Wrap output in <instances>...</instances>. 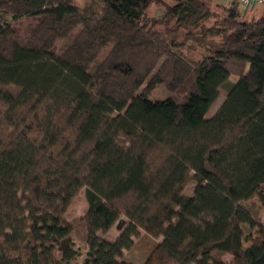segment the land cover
Segmentation results:
<instances>
[{
  "label": "trees",
  "instance_id": "obj_1",
  "mask_svg": "<svg viewBox=\"0 0 264 264\" xmlns=\"http://www.w3.org/2000/svg\"><path fill=\"white\" fill-rule=\"evenodd\" d=\"M99 2L0 0V264L80 257L66 214L82 190L81 264H134L141 239L142 264H264L247 206L264 207V13Z\"/></svg>",
  "mask_w": 264,
  "mask_h": 264
},
{
  "label": "rangeland",
  "instance_id": "obj_2",
  "mask_svg": "<svg viewBox=\"0 0 264 264\" xmlns=\"http://www.w3.org/2000/svg\"><path fill=\"white\" fill-rule=\"evenodd\" d=\"M78 6H80L83 10V13L85 16L90 15L94 10H96L100 6L99 0H73ZM168 4H173L174 0H165ZM244 7L242 6V9ZM261 13H264V10H261ZM162 7L157 4L153 5L149 13L152 16H161L163 14ZM258 14V15H259ZM229 88V84H225L221 88V93L217 101L213 104L211 107L209 113L207 114V117H212L220 108V106L223 104L225 98H226V92ZM171 93H169L164 86L160 85L158 86L155 90H153L152 93H150L148 96L151 100H164L167 99ZM194 184H190L187 189H186V194L187 195H192L194 191ZM247 206L251 208L252 212L256 216L258 220H261L264 223V207L261 205L259 199L257 197H254L253 199L249 200L247 202ZM88 209V202L85 196L84 191L82 190L81 193L75 198L73 203L71 204L69 210L67 211V219L76 224V230L72 234V239L76 243V248L80 249L81 251V256L75 259L71 264H81L83 262V258L86 256L87 253V247L84 242V226L82 224V217L84 216L85 212ZM245 232H246V237L247 239L249 238L250 235H253L251 233L250 229L248 226L244 227ZM109 238L114 239L119 235V232L116 228H113L109 233ZM250 241L246 240L244 247H249ZM146 245L144 246V240L141 239L139 242V246L132 249L131 251H127L126 255V260L134 263V264H142L143 261L145 260L148 251H149V244H147V250L145 249ZM219 257H222L227 262L233 261V258L230 255L223 254L219 255Z\"/></svg>",
  "mask_w": 264,
  "mask_h": 264
},
{
  "label": "crops",
  "instance_id": "obj_3",
  "mask_svg": "<svg viewBox=\"0 0 264 264\" xmlns=\"http://www.w3.org/2000/svg\"><path fill=\"white\" fill-rule=\"evenodd\" d=\"M234 0H212L213 3H220L223 5H227L229 6L230 4H232ZM264 1V0H263ZM243 6V5H242ZM241 6V9H242ZM242 9L244 14L246 15V17H250V16H254V15H258L260 12H262L261 10H264V3L259 5V6H253V7H245Z\"/></svg>",
  "mask_w": 264,
  "mask_h": 264
},
{
  "label": "built area",
  "instance_id": "obj_4",
  "mask_svg": "<svg viewBox=\"0 0 264 264\" xmlns=\"http://www.w3.org/2000/svg\"><path fill=\"white\" fill-rule=\"evenodd\" d=\"M241 3L245 6V7H255V6H259L261 4L264 3L263 0H241Z\"/></svg>",
  "mask_w": 264,
  "mask_h": 264
}]
</instances>
